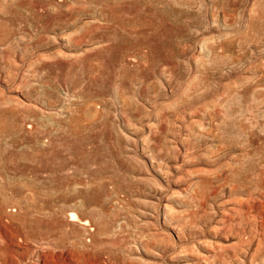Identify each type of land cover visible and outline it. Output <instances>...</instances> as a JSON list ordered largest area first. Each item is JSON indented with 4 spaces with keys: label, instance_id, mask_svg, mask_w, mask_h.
I'll use <instances>...</instances> for the list:
<instances>
[{
    "label": "rangeland",
    "instance_id": "obj_1",
    "mask_svg": "<svg viewBox=\"0 0 264 264\" xmlns=\"http://www.w3.org/2000/svg\"><path fill=\"white\" fill-rule=\"evenodd\" d=\"M0 264H264V0H0Z\"/></svg>",
    "mask_w": 264,
    "mask_h": 264
}]
</instances>
